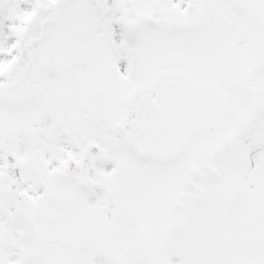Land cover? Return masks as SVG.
<instances>
[{
  "label": "snow or ice",
  "instance_id": "snow-or-ice-1",
  "mask_svg": "<svg viewBox=\"0 0 264 264\" xmlns=\"http://www.w3.org/2000/svg\"><path fill=\"white\" fill-rule=\"evenodd\" d=\"M0 264H264V0H0Z\"/></svg>",
  "mask_w": 264,
  "mask_h": 264
}]
</instances>
